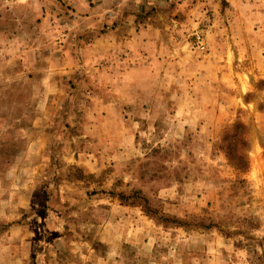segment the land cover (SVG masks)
<instances>
[{
  "label": "rangeland",
  "instance_id": "1",
  "mask_svg": "<svg viewBox=\"0 0 264 264\" xmlns=\"http://www.w3.org/2000/svg\"><path fill=\"white\" fill-rule=\"evenodd\" d=\"M198 1L0 0V264H264V0Z\"/></svg>",
  "mask_w": 264,
  "mask_h": 264
},
{
  "label": "crops",
  "instance_id": "2",
  "mask_svg": "<svg viewBox=\"0 0 264 264\" xmlns=\"http://www.w3.org/2000/svg\"><path fill=\"white\" fill-rule=\"evenodd\" d=\"M228 1L230 2V4H232V0H228ZM198 2L200 3L201 1L199 0ZM235 2L238 3V0H236ZM200 4H204V3H200ZM204 6L207 7V5H204ZM152 29H153V32L150 34L155 35V30L158 28L152 27ZM132 36L133 37L131 38V41H130V39H128L126 41V44H128L127 46L133 47V43L138 44L139 46H141V49H142L141 51H140V49H138V55L145 56L148 59V57L150 56V53H151L149 51V46H151L153 44V42L155 41V38L149 37L147 35V29H144V30H137L136 29L133 31ZM151 55H152V53H151ZM138 70H143V71H146V73H148V72H151L152 68L148 62L146 64L142 63L140 65H135L133 67H130V70L128 71V73H134ZM26 150H27L26 153H28V157L32 158L33 160L38 158V156H40L39 159L42 160L43 153L45 155L46 160L48 158V155H47L48 149L44 145L43 139L38 135L34 136L30 139ZM36 162H37V160H36ZM41 164H43V163H41ZM34 167H36L35 164H34ZM109 204L110 205L108 207V210L110 208L112 209L114 207V203L109 202ZM73 241H75V240H73ZM73 241H72V243H73ZM76 242L83 244L84 240H76ZM111 248L112 247L110 245H108V251H104V252H101L100 250L96 251V249H94L92 246H90L88 248L84 247V249H73V248H71L72 251H76V252L80 250L79 254H77V253L75 254V256L78 257L76 259V261L70 262L67 260H60V262H58V263H60V264H84L87 262L86 264H110V262H112V261H114V263H115V253H114V251H112ZM106 253H108V257H106V255H103ZM112 254H114V255H112Z\"/></svg>",
  "mask_w": 264,
  "mask_h": 264
},
{
  "label": "trees",
  "instance_id": "3",
  "mask_svg": "<svg viewBox=\"0 0 264 264\" xmlns=\"http://www.w3.org/2000/svg\"><path fill=\"white\" fill-rule=\"evenodd\" d=\"M236 127L238 128L239 125ZM240 144L244 145L245 141L239 136L237 137L236 134H226V136L223 138L222 148L231 164L235 168L244 171L248 167V161L245 153L240 149Z\"/></svg>",
  "mask_w": 264,
  "mask_h": 264
},
{
  "label": "built area",
  "instance_id": "4",
  "mask_svg": "<svg viewBox=\"0 0 264 264\" xmlns=\"http://www.w3.org/2000/svg\"><path fill=\"white\" fill-rule=\"evenodd\" d=\"M196 38H197V45H198V48L199 49H201V50H203V49H205V44H204V42H203V40H202V38H201V35H196Z\"/></svg>",
  "mask_w": 264,
  "mask_h": 264
}]
</instances>
